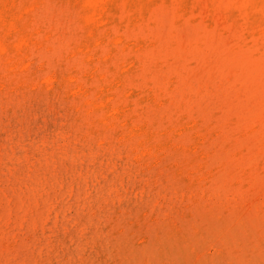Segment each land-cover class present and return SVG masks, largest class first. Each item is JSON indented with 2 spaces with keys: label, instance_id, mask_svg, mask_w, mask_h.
I'll return each instance as SVG.
<instances>
[{
  "label": "bare ground",
  "instance_id": "obj_1",
  "mask_svg": "<svg viewBox=\"0 0 264 264\" xmlns=\"http://www.w3.org/2000/svg\"><path fill=\"white\" fill-rule=\"evenodd\" d=\"M183 27L239 56L242 92L199 108L207 77L160 74ZM48 101L52 162L7 166L0 264H264V0H0V116Z\"/></svg>",
  "mask_w": 264,
  "mask_h": 264
},
{
  "label": "rangeland",
  "instance_id": "obj_2",
  "mask_svg": "<svg viewBox=\"0 0 264 264\" xmlns=\"http://www.w3.org/2000/svg\"><path fill=\"white\" fill-rule=\"evenodd\" d=\"M50 6V10H52V14L53 15H56V13H60L62 10V7L61 5H59L58 3H50L49 4ZM60 8V9H59ZM61 10V11H59ZM57 11V12H55ZM61 14V13H60ZM167 20V18H166ZM189 30V28H186V27H183V28H178L176 29V33H177V36L178 37H182L181 38V45L179 44L178 48L177 49H174L170 52L166 58V62H165V65L163 66L164 71L163 73H160L163 77L167 74V73H170L171 71H175L176 73H178L179 75H182L184 73V75H191L190 76V79H192V84L194 85L193 87L195 88V86H197V82L200 81V80H203L205 77L202 85L205 87L203 89H201L200 91L197 92V96L200 95V97L198 98L199 99V108H205V109H208L209 106L211 105H214L216 104L217 102H219L218 99H215L212 101V98L213 97H217V98H221L222 97V94L226 92L229 93V95H232L234 92H242V90L244 89V87H237L235 90H234V83H238L239 84V81L240 79L242 80L244 77L245 79L247 78L248 79V74H243L242 72L241 73H238L237 77L235 74L236 73H233V72H237L236 70V66L239 64V62H236L238 61V55L235 53H231V51L224 47V45L220 42H214V41H211V46H210V42H206L202 45L200 44H189V45H186V42L188 41H191L192 39H194L197 35L196 32L191 31L189 30V32L187 31ZM165 31V30H164ZM190 33V34H189ZM224 41L226 42H229L230 41V36L229 34L223 39ZM209 43V44H208ZM218 43V44H217ZM217 45V46H216ZM222 45V46H221ZM191 46V47H189ZM199 46V47H198ZM205 47V48H201V47ZM206 46H208L206 48ZM215 46L217 47L216 49ZM183 47V48H182ZM186 47V48H185ZM195 47V48H194ZM201 48V49H200ZM222 48V49H221ZM184 49V50H183ZM186 49V51H185ZM194 49V50H193ZM203 49V50H202ZM205 49V50H204ZM209 49V50H208ZM218 49V50H217ZM216 52H215V51ZM221 50V51H220ZM176 51V52H175ZM182 51V52H181ZM185 51V52H183ZM198 51V52H197ZM203 51V52H202ZM208 51V52H206ZM230 51V52H229ZM189 52V53H188ZM205 52V53H204ZM211 52H215L216 54L214 53H211ZM220 52V53H218ZM183 53V54H182ZM188 53V54H187ZM195 53V56L193 55ZM197 53V54H196ZM202 53V54H201ZM207 53V54H206ZM210 53V54H209ZM227 54V56H223L225 54ZM178 54H181V55H178ZM206 54V55H205ZM212 54V55H211ZM229 54V55H228ZM232 54L233 57H232ZM176 55V56H174ZM178 55V57H177ZM192 55V56H191ZM209 55V56H208ZM237 55V56H236ZM185 56V57H184ZM208 56V57H207ZM220 56V57H218ZM223 56V57H222ZM231 56V57H229ZM181 57V58H180ZM210 57V59H209ZM215 57H217L215 60ZM226 57V58H225ZM228 57V58H227ZM175 58L174 61H172L173 59ZM179 58V59H178ZM199 58V59H198ZM205 58V59H204ZM225 58V59H224ZM234 58V59H233ZM183 59V60H182ZM209 59V62L208 60ZM214 61H213V60ZM168 60V61H167ZM171 60V61H170ZM182 60V61H181ZM192 60V61H191ZM205 60L206 63H205ZM191 61V62H190ZM199 61V63H197ZM226 61V63H225ZM173 62V63H172ZM222 62V63H221ZM175 63V64H174ZM197 63V64H196ZM212 63V64H211ZM237 63V64H236ZM169 64V65H168ZM172 67H170L171 65ZM179 64V65H178ZM185 64V65H183ZM187 64V65H186ZM211 66H210V65ZM218 64V65H217ZM178 65V66H176ZM204 65V66H203ZM176 66V68H174ZM194 66V67H193ZM197 66V67H195ZM203 66V67H202ZM210 66V67H209ZM217 66V67H216ZM193 69H192V68ZM201 67V68H200ZM206 67V68H204ZM215 67V68H214ZM219 67V69H218ZM223 70H222V68ZM226 69H225V68ZM233 67V68H232ZM204 68V69H203ZM208 68V69H207ZM213 68V69H212ZM235 68V69H234ZM200 69V72L198 73L197 70ZM216 69V70H215ZM221 69V71H220ZM229 69V70H228ZM171 70V71H170ZM203 70V71H202ZM209 70V71H207ZM212 70V71H211ZM219 70V71H217ZM195 71V72H193ZM199 71V70H198ZM214 71V72H213ZM231 71V72H230ZM187 72V73H186ZM208 72V75L207 73ZM210 72V73H209ZM230 72V73H229ZM166 73V74H165ZM197 73V74H196ZM212 73V74H211ZM229 73V74H228ZM165 74V75H163ZM194 74V75H193ZM210 74V79L208 78ZM227 75V76H226ZM234 75V76H233ZM201 76V78H200ZM194 77H196V80ZM199 77V78H197ZM225 77V78H224ZM227 77V78H226ZM230 77V78H229ZM236 77V78H235ZM224 79V80H223ZM234 79V81H232ZM238 79V80H237ZM196 80V81H195ZM216 80V81H215ZM221 80H222V83H221ZM230 80V81H229ZM237 80V82H236ZM207 81V82H206ZM210 81V83H208ZM218 81H219V84H218ZM205 83H206V86H205ZM229 83V84H228ZM242 83V81L240 82V84ZM223 84V85H222ZM232 84V85H230ZM243 84H246V86H249L248 83L244 82ZM242 84V85H243ZM216 86V87H215ZM218 86V87H217ZM220 86V87H219ZM225 87V88H224ZM229 87V88H228ZM233 87V88H232ZM241 87V88H240ZM226 88H228L226 90ZM239 88V89H238ZM185 90H187V87L184 88ZM210 90V91H209ZM220 92H219V91ZM223 92H222V91ZM208 91V92H207ZM215 91V92H214ZM218 91V93H217ZM232 91V93H230ZM204 92V93H203ZM207 92V93H206ZM214 92V93H213ZM222 92V93H221ZM203 94V95H202ZM213 95V96H212ZM217 95V96H216ZM220 96V97H219ZM206 97V98H205ZM212 97V98H211ZM205 98V99H204ZM216 102V103H215ZM214 103V104H213ZM51 106V107H50ZM207 107V108H206ZM38 108V109H37ZM40 106H36V108H32L30 111H27V112H24L23 113H19V112H15L12 114H4V115H1L0 116V199L1 198H4V192H5V189L4 188V185H6V177L10 174L7 168L11 166V168H15L14 170H24L26 169L23 165L24 161H29V162H33L36 158H39L41 159L43 157L44 154H41V153H44V150L47 151V154L49 155L48 159L49 161L48 162H52V158H53V154L50 155L49 154V151L51 150V147H48L50 146L49 143H52V140L54 138V132L55 130L58 128L61 127V123L63 122V116H61L60 112L57 110V107L51 103V101H48L46 104H44V106H42L40 109ZM50 108V109H49ZM45 110V111H44ZM46 110H48L46 112ZM44 111V112H43ZM56 111V112H55ZM51 112V113H50ZM18 113V115H17ZM37 114V115H36ZM59 114V115H58ZM6 115V116H5ZM9 115V116H8ZM11 115V116H10ZM16 115V116H15ZM24 115V116H23ZM34 115V116H33ZM21 116V117H19ZM6 117V118H5ZM8 117V118H7ZM14 117V118H13ZM23 117V118H22ZM5 118V119H4ZM12 118V119H11ZM20 118V120H19ZM33 118V119H32ZM15 119H18V120H15ZM23 119V120H22ZM25 119H27L25 121ZM32 121H31V120ZM19 121V122H17ZM21 121V122H20ZM28 121V122H27ZM53 121V122H52ZM55 121V122H54ZM8 122V123H7ZM15 122V123H14ZM27 122V124H26ZM59 122V124H58ZM5 123V124H3ZM23 126H22V125ZM11 125V126H9ZM28 125V126H27ZM43 125V126H42ZM54 125V126H53ZM36 126V127H35ZM14 129H13V128ZM26 127V128H25ZM2 128V129H1ZM28 128L31 130H28ZM51 128V129H50ZM11 131H10V130ZM16 130V131H15ZM18 130V131H17ZM26 130V131H25ZM15 131V132H14ZM12 132H13V135L15 134L14 136V140L16 142H25L27 145L24 146V149L23 147L19 148V151L18 149L17 150H13L12 146H11V142H10V138H11V135H12ZM20 132V133H19ZM29 132V134L27 133ZM47 132V133H46ZM49 132V133H48ZM34 133V134H33ZM26 134V135H25ZM8 137H7V136ZM21 135H23L21 137ZM33 135V136H32ZM5 136V137H4ZM18 136V137H17ZM25 136V137H24ZM32 136V137H31ZM49 136V137H48ZM18 138V139H17ZM52 138V139H51ZM31 139V140H30ZM7 140V141H5ZM18 140V141H17ZM47 140V141H46ZM30 142V143H29ZM33 142V143H32ZM40 142V143H38ZM43 142H47L45 145ZM6 143V144H5ZM41 143H42V146H41ZM4 144V145H3ZM10 144V145H9ZM36 144V145H35ZM4 147H3V146ZM9 145V146H8ZM38 145V147H37ZM8 146V147H7ZM27 146V147H26ZM35 146V147H34ZM45 146V147H44ZM47 146V147H46ZM40 147V148H39ZM3 150H2V149ZM50 148V149H49ZM6 149V150H5ZM22 149V150H21ZM32 149V150H31ZM38 149V150H36ZM9 150V151H8ZM21 150V151H20ZM34 150V151H33ZM49 150V151H48ZM28 151V152H27ZM33 151V153H32ZM37 151V153H36ZM36 154H35V153ZM41 152V153H40ZM4 153V154H2ZM23 155H22V154ZM6 154V155H5ZM14 154V156H12ZM41 156H40V155ZM9 155V156H8ZM31 155V156H30ZM37 155V156H36ZM4 156V157H3ZM23 156V157H22ZM29 156V157H28ZM33 156V157H32ZM21 157V158H24L21 163H19L20 161L18 160V158ZM35 157V159H34ZM11 161H9V159ZM13 158V159H12ZM16 158V159H15ZM32 161H31V160ZM34 159V160H33ZM51 160V161H50ZM19 161V162H18ZM18 162V163H17ZM37 162V161H35ZM42 166V163L38 165V167ZM28 167V166H27ZM32 169H34L33 167H31ZM50 167L48 166V169ZM20 170V172H21ZM27 172H31V169H26ZM33 172V175H35V172L34 170H32ZM39 171V170H38ZM8 172V173H7ZM40 173H43L44 171H39ZM23 175V174H22ZM21 175V176H22ZM3 178V179H2ZM4 182H3V181ZM25 182V181H24ZM5 183V184H4ZM3 186V187H2ZM3 189V191H2ZM2 193V195H1ZM1 206H5L4 204H0V208Z\"/></svg>",
  "mask_w": 264,
  "mask_h": 264
}]
</instances>
